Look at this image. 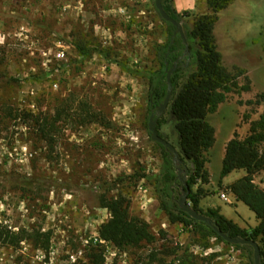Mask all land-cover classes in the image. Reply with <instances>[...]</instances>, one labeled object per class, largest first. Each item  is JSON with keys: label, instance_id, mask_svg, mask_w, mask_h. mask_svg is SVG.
<instances>
[{"label": "rangeland", "instance_id": "374dc122", "mask_svg": "<svg viewBox=\"0 0 264 264\" xmlns=\"http://www.w3.org/2000/svg\"><path fill=\"white\" fill-rule=\"evenodd\" d=\"M154 1L0 0V225L49 236L47 248L29 238L15 248L0 245V264H254L250 249L171 224L160 211L151 178L163 158L148 129L153 113L144 74L157 69L168 26ZM229 1L213 35L224 68L241 76L207 116L215 131L204 155L208 183L198 181L193 191L203 192L202 212L219 209L249 229L257 225L254 214L226 189L245 172L222 179L220 171L227 143L243 140L264 113V102L257 103L264 95V0ZM172 7L182 32L211 13L206 0H174ZM83 105L91 116L85 122ZM28 113H58L50 138L23 117ZM158 120L157 134L178 152L168 106ZM253 181L264 190V172ZM119 195L149 224L154 244L121 251L93 243L109 219L101 200Z\"/></svg>", "mask_w": 264, "mask_h": 264}, {"label": "trees", "instance_id": "16d2710c", "mask_svg": "<svg viewBox=\"0 0 264 264\" xmlns=\"http://www.w3.org/2000/svg\"><path fill=\"white\" fill-rule=\"evenodd\" d=\"M173 1L163 0V10L179 24L181 16L174 11ZM229 2V0H206L211 13L200 16L194 21L191 29L183 31L185 40L181 39L174 26L162 20L168 26V34L165 43L156 51L157 69L144 74V78L148 81V111L157 115V110L163 104L167 93L166 75L175 68L170 76L172 90L167 106L178 136L179 151L178 160H174L173 154L157 143L163 161L160 174L153 176L151 180L154 183L160 211L167 216L171 224L198 227L218 241L224 242L211 228L190 218L179 208L180 196L188 191L187 200L192 209L208 218L218 231L231 238L248 239L257 243L259 262L264 264V190L256 186L253 181L255 175L264 172V113L257 121L251 123L249 133L243 140L234 137L227 143L220 171L222 179L235 171L245 172L242 178L228 185L226 189L236 202L244 204L254 214L257 225L254 228L241 229L219 214V209L202 212L199 202L203 192L201 189L193 191L198 181L203 184L208 183V176L204 170L206 163L204 155L214 144L215 131L207 122V116L213 114L225 101L231 88L237 87L236 81L241 76V72L234 75L224 68L213 35L218 20L217 14L225 10ZM78 50L85 55L84 49L78 48ZM243 91H249V87L246 86ZM261 102H264V95L257 97V103ZM81 110L86 113L84 122L91 119L87 106L83 105ZM23 117L32 120L37 131L47 139L56 129L58 113L56 118L33 116L29 113L24 114ZM160 124L158 120L155 126L156 133ZM101 207L109 214V219L98 230V237L102 241L112 244L121 251L130 248L139 249L155 243L156 239L150 231L149 224L130 214V203L126 198L121 195L115 198H103ZM27 238L34 241L41 240L44 248H47L49 243L48 235H41L38 232L29 234L24 230L15 233L0 225L1 246L15 248ZM230 246L241 250L250 249L252 260L253 251L250 247ZM154 257V254L150 256V258ZM92 258L96 257L92 256ZM98 258L103 261L101 256ZM181 264L199 263L187 260L182 261Z\"/></svg>", "mask_w": 264, "mask_h": 264}, {"label": "water", "instance_id": "95a60500", "mask_svg": "<svg viewBox=\"0 0 264 264\" xmlns=\"http://www.w3.org/2000/svg\"><path fill=\"white\" fill-rule=\"evenodd\" d=\"M162 2L163 0H155L154 1V6L156 11L158 12L159 16L161 17L162 20L170 23L172 26H174L177 30V32L179 33L180 37L182 40L184 39V34L182 32V27L180 24H178L177 22H175L174 20H172L163 10V6H162ZM175 71V68H173L172 70H170L167 75H166V82H167V93H166V97L164 99L163 104L158 108L157 110V115H151L149 118V125H148V129L149 132L151 134V138L154 142L163 145L167 150H169L172 154H173V158L174 160H178V152L177 150L171 146L167 141H165L164 139H161L157 133H156V122L158 119V116L161 112H163V110L167 107L169 101H170V97H171V83H170V76L172 75V73ZM179 176V175H178ZM187 196H188V191L185 192L183 195L180 196L179 200H178V206L179 208L186 213L190 218L198 221V222H202L204 223L206 226H208L209 228H211L213 230V232H215L224 242L230 244V245H240V246H248L252 249L253 251V263L254 264H260L259 262V247L257 245V243L248 240V239H241V238H231L228 237L224 234H222L220 231H218L211 223V221L198 214L196 211H194L190 205L187 203Z\"/></svg>", "mask_w": 264, "mask_h": 264}, {"label": "built area", "instance_id": "2783aa9c", "mask_svg": "<svg viewBox=\"0 0 264 264\" xmlns=\"http://www.w3.org/2000/svg\"><path fill=\"white\" fill-rule=\"evenodd\" d=\"M61 57L63 58V55H60V56H59V58H61ZM220 198H221V200H222L223 202H227V196H226V194L222 193V194L220 195ZM92 239H93L92 241H93L94 244H98V245H107V244H108V243L102 241V240L98 237V235L94 236Z\"/></svg>", "mask_w": 264, "mask_h": 264}, {"label": "crops", "instance_id": "0c3cea01", "mask_svg": "<svg viewBox=\"0 0 264 264\" xmlns=\"http://www.w3.org/2000/svg\"><path fill=\"white\" fill-rule=\"evenodd\" d=\"M228 185H230V184H228ZM251 228H254V227H251Z\"/></svg>", "mask_w": 264, "mask_h": 264}, {"label": "flooded vegetation", "instance_id": "af4514ba", "mask_svg": "<svg viewBox=\"0 0 264 264\" xmlns=\"http://www.w3.org/2000/svg\"><path fill=\"white\" fill-rule=\"evenodd\" d=\"M152 115H155V114H152ZM156 116V115H155Z\"/></svg>", "mask_w": 264, "mask_h": 264}]
</instances>
